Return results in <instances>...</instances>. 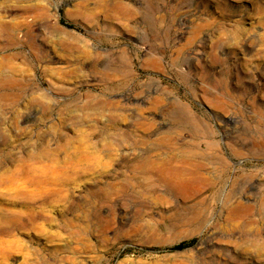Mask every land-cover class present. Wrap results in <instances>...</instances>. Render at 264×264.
<instances>
[{
  "label": "rangeland",
  "instance_id": "rangeland-1",
  "mask_svg": "<svg viewBox=\"0 0 264 264\" xmlns=\"http://www.w3.org/2000/svg\"><path fill=\"white\" fill-rule=\"evenodd\" d=\"M0 264H264V0H0Z\"/></svg>",
  "mask_w": 264,
  "mask_h": 264
},
{
  "label": "trees",
  "instance_id": "trees-1",
  "mask_svg": "<svg viewBox=\"0 0 264 264\" xmlns=\"http://www.w3.org/2000/svg\"><path fill=\"white\" fill-rule=\"evenodd\" d=\"M192 244H193L192 241H190V242L179 243V244H177V245L171 247V248L169 249V251H181V250L186 249L187 247H190Z\"/></svg>",
  "mask_w": 264,
  "mask_h": 264
},
{
  "label": "bare ground",
  "instance_id": "bare-ground-1",
  "mask_svg": "<svg viewBox=\"0 0 264 264\" xmlns=\"http://www.w3.org/2000/svg\"><path fill=\"white\" fill-rule=\"evenodd\" d=\"M98 115H100V114H98ZM206 138H207V137H206ZM210 146L212 147V145H210ZM38 174H39V173H38ZM28 180H30V179H28ZM51 180H56V179H53V178H52Z\"/></svg>",
  "mask_w": 264,
  "mask_h": 264
}]
</instances>
